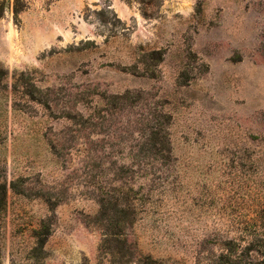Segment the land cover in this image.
Wrapping results in <instances>:
<instances>
[{
  "label": "rangeland",
  "instance_id": "obj_1",
  "mask_svg": "<svg viewBox=\"0 0 264 264\" xmlns=\"http://www.w3.org/2000/svg\"><path fill=\"white\" fill-rule=\"evenodd\" d=\"M0 264H264V0H0Z\"/></svg>",
  "mask_w": 264,
  "mask_h": 264
},
{
  "label": "trees",
  "instance_id": "obj_2",
  "mask_svg": "<svg viewBox=\"0 0 264 264\" xmlns=\"http://www.w3.org/2000/svg\"><path fill=\"white\" fill-rule=\"evenodd\" d=\"M16 12H17V9L15 8V9H14V13L16 14Z\"/></svg>",
  "mask_w": 264,
  "mask_h": 264
}]
</instances>
